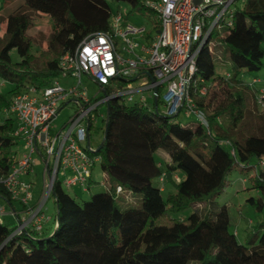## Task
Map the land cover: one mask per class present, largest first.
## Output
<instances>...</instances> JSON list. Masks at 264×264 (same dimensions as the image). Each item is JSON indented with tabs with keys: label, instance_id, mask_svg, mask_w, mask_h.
<instances>
[{
	"label": "trees",
	"instance_id": "trees-1",
	"mask_svg": "<svg viewBox=\"0 0 264 264\" xmlns=\"http://www.w3.org/2000/svg\"><path fill=\"white\" fill-rule=\"evenodd\" d=\"M116 1L133 10H149L144 0ZM0 2L2 5L4 0ZM242 2L241 7L235 6L232 25L215 32V40L204 44L196 57V86L191 96L207 125L200 121L183 125L176 116L159 114L155 102L111 99L104 120L106 138L104 127L102 147L95 153L108 178L106 191L79 202L56 181L51 192L56 227L51 233L42 234L32 227L15 233L13 222L3 221L0 264H264V221L252 227L243 244L236 231L230 230L227 207L215 211L219 206L215 199L238 165L242 172L255 169L250 180L259 199L249 201L264 212V165L259 163L264 158V87H256L262 83L259 77L253 78L260 79L256 84L245 80L264 66V0ZM2 7L0 27L4 23L5 28L0 35V79L9 88L0 94V112L9 106L8 95L31 85L42 88L59 77L60 59L74 52L85 37L112 30L113 14L107 0H23L5 20ZM32 13L53 20L47 49L40 58L31 52L33 43L27 36ZM159 29L158 23L155 30ZM220 42L226 44L230 60V70L223 74H217L215 63L223 59L216 49ZM14 49L19 62L11 58ZM115 82L119 87L126 84L121 77ZM202 86L207 88L205 95L199 92ZM112 90L104 89L106 94ZM253 90L263 107L259 117L263 123L248 129V93ZM14 118L9 115L0 123V203L15 208L3 182L19 154L14 150L20 141L14 135ZM160 151L168 160L156 156ZM156 180L162 184L160 188ZM169 183L173 191L164 197L162 192ZM118 186L120 193L116 192ZM135 194L141 195L136 206L118 205L122 195L131 200ZM200 204L206 208H199ZM189 207L195 210L187 218L171 216Z\"/></svg>",
	"mask_w": 264,
	"mask_h": 264
},
{
	"label": "built area",
	"instance_id": "built-area-1",
	"mask_svg": "<svg viewBox=\"0 0 264 264\" xmlns=\"http://www.w3.org/2000/svg\"><path fill=\"white\" fill-rule=\"evenodd\" d=\"M239 0H144V5L157 16L159 32L148 38V43L139 44L131 35L142 33L145 28L125 25L120 30L123 16L119 13L111 21L112 30L95 33L85 37L74 52H67L60 59L61 74L49 85L37 88L33 85L11 97L9 106L2 110L5 117L12 115L18 121L14 135L24 141L25 151L17 158L16 164L7 178L5 187L14 201L28 209L25 219L15 233L26 227L41 232L46 221L43 206L51 194L53 185L58 181L63 188L82 187L89 189L93 178V168L100 163V156L90 145V127L96 122V112L102 104L106 111L100 112L105 120L107 103L113 98L133 103L136 94H141L138 102L148 103L144 92L154 98V89L158 90L156 111L167 117L194 114L203 125H207L204 114L196 108L191 91L196 86V57L201 47L213 38L215 32L232 25L235 3ZM118 38L125 43L123 48L129 57L123 58L118 51ZM139 50V51H138ZM151 74L155 82H152ZM126 81L119 87L118 78ZM89 78L104 93L102 97L90 96L84 79ZM61 80H73L65 86ZM75 80L77 82H75ZM136 81H141L134 87ZM205 83L204 79H200ZM260 82L259 78L252 84ZM8 83L0 79V94ZM105 87H112L106 94ZM164 111L160 113V90ZM202 95L207 93L206 86L199 88ZM69 102L77 106L76 113L57 132L52 123L60 110ZM64 104V105H63ZM63 105V106H62ZM62 106V107H61ZM99 113V111H98ZM2 117L0 116V123ZM88 142L87 149L81 142ZM38 154L44 163V179L39 198L36 199L32 182L24 178L33 174ZM48 163V167L46 166ZM264 165V158L259 161ZM163 180V179H161ZM108 179L102 181L107 187ZM121 187L116 188L120 193ZM6 215V208L0 204V224Z\"/></svg>",
	"mask_w": 264,
	"mask_h": 264
},
{
	"label": "rangeland",
	"instance_id": "rangeland-1",
	"mask_svg": "<svg viewBox=\"0 0 264 264\" xmlns=\"http://www.w3.org/2000/svg\"><path fill=\"white\" fill-rule=\"evenodd\" d=\"M3 1V0H1ZM109 3L111 10H112V19L113 17L117 16L119 13L123 16V21L119 25L120 30H125V25H132L138 29L145 28V31L142 33H136L131 35L132 39L139 42V44H146L148 43V36L154 37L157 31L155 30L154 24L157 22V16L153 12L146 10V11H138L133 10L132 7L124 2H117L116 0H107ZM243 4L242 0H239L235 3L237 7H241ZM23 5V0H4V3L0 6L2 7V16L4 17V20L8 13L12 12L14 9L18 8L19 6ZM33 16V24L31 28L27 32V36L31 39L33 46L31 49V52L37 57L40 58L42 55V52L47 49V45L51 36V33L53 31V20L42 13H32ZM5 28V24L2 23L0 27V35L3 34ZM216 36L213 38V41L215 40ZM125 47V43L122 41L121 38H118V51H120V55L123 58L129 57V54L123 49ZM211 47V46H210ZM217 51L222 53V60L216 59V72L217 74H223V71L230 70V60L227 58V53L225 52L227 50V46L224 42L218 43L216 47ZM139 51V50H138ZM11 58L13 62H19L20 57L18 55L17 50L11 51ZM254 77H259L262 80L261 84L256 85V87H264V66L262 69L258 72L250 73V75H246L245 80L252 82V79ZM75 82H77L75 80ZM61 83L65 86L72 85L73 80L70 82H64V80H61ZM139 83L141 81H136L134 83V87L139 86ZM85 85L87 86L88 93L90 96H95L96 94L98 97L103 96V92L100 90V87L90 81L85 80ZM9 86L5 88L8 89ZM256 88V89H257ZM253 90L252 92L248 93L249 99H248V115L245 120L246 126L249 128H256L260 126L263 123V119H260V115L263 112V107L257 103L256 95L257 91ZM165 92V89L160 90V104H159V112L162 113L164 111V107L162 104V96ZM145 96L148 98V103L150 105L154 104V98L149 94L148 92H144ZM141 94H136L135 100L138 102L139 97ZM7 98L11 99L9 95ZM129 103V102H127ZM64 105V104H63ZM62 105V106H63ZM61 106V107H62ZM77 106L74 102L67 103L59 112L58 116L55 118V120L52 123L54 132L59 131L69 120L71 117H73L76 113ZM99 111V113H98ZM96 114V122H93L92 129L90 131V145L93 148V150H96L99 145L101 144L103 140V130L105 127L104 119L100 116V112L104 113L106 111L105 104H102L100 106V109L98 110ZM0 116L4 119L5 116L0 112ZM178 121L182 123L183 125L186 124H198L199 119L194 114L184 115L183 113L176 116ZM16 121L15 129H18V121L16 118H14ZM81 146L84 149H87L88 142H81ZM14 150L18 151V158L21 157V154L25 151L24 147V141L20 139L18 144L14 147ZM163 153V151H160ZM158 158H161V155H158ZM33 159L35 160L34 170L33 174L28 175L25 180L28 182H32L33 184V191L35 196H38L39 190L42 188L43 185V179H44V163L41 161V158L38 154H35L33 156ZM254 164V163H253ZM255 169H252L248 172H242L238 165H236V168L228 175L227 177V183L224 188V191L215 199L218 203V207H216L215 211H219L221 207L226 206L230 215V221H231V227L230 230L232 232H235L238 234V240L246 244L248 239V233L251 231L252 227H254L258 222L264 221V212L258 211L255 206L249 201L251 198L258 200L259 199V193L256 189H253V184L250 180V176L255 175ZM179 176L181 178L184 177V174L182 172H179ZM178 179V177H176ZM107 180L106 174H104L100 168L99 163H96L93 168V178L92 181L89 184V189L84 191L82 187L78 186L75 188L67 189L64 188V190L74 197L79 202L88 201L91 199V196L93 194L104 192L106 191V187L102 186V181ZM155 185L157 187H161V183L159 180L155 181ZM166 191L162 192L163 196L165 197L168 192L173 191V186L171 183L167 184L165 186ZM39 198V197H38ZM36 198V199H38ZM141 199V195L135 194L133 195V198L126 197V195H122L121 198L117 200V203L120 207L125 206H136L138 204V201ZM1 204V203H0ZM199 208H206L205 204L197 205ZM195 207H189L179 213H172L171 216L176 219H184L187 218L189 215H191L192 212H194ZM44 214L46 217L54 218L56 214V206H55V200L53 196L50 194L43 206ZM29 217V216H28ZM27 217V218H28ZM24 219H22V222L20 225H23ZM20 225L15 221L11 225V228H18ZM197 264V263H195Z\"/></svg>",
	"mask_w": 264,
	"mask_h": 264
},
{
	"label": "crops",
	"instance_id": "crops-1",
	"mask_svg": "<svg viewBox=\"0 0 264 264\" xmlns=\"http://www.w3.org/2000/svg\"><path fill=\"white\" fill-rule=\"evenodd\" d=\"M85 80L92 81L89 78L84 79V81ZM65 81L70 82V80H65ZM158 155H161V158H160L161 161L162 160H168V155L166 153L159 152V153H157L156 156H158ZM40 192H41V189L39 190L38 196L37 197L35 196V198L39 197ZM1 204L6 208V215L3 217L4 221H9V222H15L16 221L18 223V225H20V223L22 222V219L25 220L29 216L28 209L25 208L23 205H21L17 201H15V208L6 206L4 203H1ZM55 227H56V224L54 222V218L46 217V221L43 223V229H42L41 233L42 234L51 233Z\"/></svg>",
	"mask_w": 264,
	"mask_h": 264
},
{
	"label": "water",
	"instance_id": "water-1",
	"mask_svg": "<svg viewBox=\"0 0 264 264\" xmlns=\"http://www.w3.org/2000/svg\"><path fill=\"white\" fill-rule=\"evenodd\" d=\"M148 75H149L151 81H152V82H155L154 77H153L151 74H149V73H148ZM154 93H155V103H156V106H157L158 90H157V89H154ZM108 113H109V102L107 103V115H108ZM106 134H107V125L105 126L104 139L106 138ZM101 147H102V145H100V146L96 149V151L100 150ZM46 166L48 167V163H46ZM50 185H51V189H53V181H52V179H51Z\"/></svg>",
	"mask_w": 264,
	"mask_h": 264
}]
</instances>
